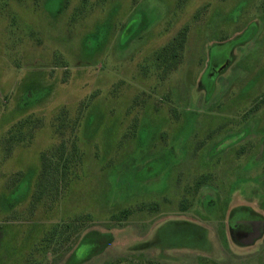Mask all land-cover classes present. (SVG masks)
Masks as SVG:
<instances>
[{"label": "rangeland", "instance_id": "1", "mask_svg": "<svg viewBox=\"0 0 264 264\" xmlns=\"http://www.w3.org/2000/svg\"><path fill=\"white\" fill-rule=\"evenodd\" d=\"M186 25L183 62L160 82L153 54ZM213 46L230 52L207 95L200 80ZM263 98L264 0H0V140L26 118L42 120L10 156L0 143V264H69L74 251L78 263L95 249L78 264L139 254L264 264V101L247 113ZM74 140L76 177L68 165L60 177L43 173L48 151ZM245 143L249 157L238 155ZM17 174L23 186L33 180L31 193L35 183L49 193L33 213L31 199L12 206ZM212 174L194 195V181ZM61 223L78 235L57 255L37 247Z\"/></svg>", "mask_w": 264, "mask_h": 264}, {"label": "trees", "instance_id": "2", "mask_svg": "<svg viewBox=\"0 0 264 264\" xmlns=\"http://www.w3.org/2000/svg\"><path fill=\"white\" fill-rule=\"evenodd\" d=\"M86 1L87 0H84V3ZM186 1L187 0H179V7L183 6ZM111 17L113 19L114 14ZM112 28H109V33H108L109 35L111 33ZM129 38H130V36L128 38H125L124 40H122V42H121L122 47H124L125 44L128 43ZM188 38H189V26L186 25V26L182 27L177 32V34L167 44L160 47L158 50H156L154 52L153 58H152L153 67H148V68H153L155 70L156 75L160 78V82L166 80L182 64L184 54L186 53V50H187ZM224 47L225 46H213L211 51H210L209 64H208L206 73H208V74H209V72L213 73V74H211V75H213L212 81L210 82V81L205 79L206 73L203 75V77L200 80L202 86L206 90L207 95H210L213 92L217 79L221 76V74L225 70V67L228 65L227 59L229 57L230 50H229V52H224V50H223L220 52L221 54L217 55V52L222 50ZM216 49H217V51H215ZM215 67H217V69H215ZM37 101H35V102L25 101L24 106H32ZM223 101L221 102V104H218V107L225 106V103ZM263 101H264V98L256 101L255 102L256 103L255 108L249 109L247 113H254L255 111H257L260 108V106L262 105ZM40 122L42 123L41 119L32 120L31 117H29V118H26L24 121L19 122V124H16L15 126H13L12 129H10L8 131L7 135L4 136L3 139L0 140V143L1 144L3 143V145H2L3 148H6L5 153H7V154H5L3 152L4 156L5 157L10 156V153L12 152L14 147H17L20 143H24L23 141L27 140L30 136H33L35 133V129L37 128L36 126L40 127V125H41ZM78 123H79L78 121H77V123L74 122L75 126H71V125H67V123L62 121V124L60 126V130L66 129L68 127H70V129H72V130L73 129L75 130ZM27 128H28V130H27ZM247 134H248V132L246 130H242L240 132L234 133L233 134L234 136H230L228 138V143H226L225 149H223L224 144L222 145L221 143L214 146L215 153L218 154V153L223 152L224 150L226 151V149L233 146V144L235 145V144L239 143V141H242L246 137ZM209 138L213 139L215 137L209 136ZM251 145H252L251 143H245V144L239 145V147L236 146L237 150H238V155L239 156L245 155V156L249 157L250 156L249 152L251 151V148L253 147ZM48 152H49V154L47 157L50 161L47 158L45 159V157L44 158L42 157V159H45V161L43 160V167H42L43 171H44V172L42 171L43 173L49 174V170L52 169L53 172L57 176L60 177V176H62L61 170L65 169L66 165H68L69 166L68 169H70L69 176L72 178H73V176L76 177V174L72 172V169L75 168L77 163L78 164L80 163V158L78 157V156H80V148H79V144H77V140L72 141L71 147L69 148V150H68V143L65 141L63 143H60L58 146L54 147L53 149H50ZM53 156L55 157L54 159H52ZM63 175H67V172ZM17 176H22V175L17 174L12 179V184H13L12 188H15L18 191V185H20L21 190L19 192H17V194L12 193V195H11V199H13L12 206L14 208L18 204H20L21 202L28 201V199H31L29 208L31 209V212L33 213L34 209L40 203L43 202V204H44V200H46V198H48L49 193L44 188L45 185H42L40 183H38V184L35 183V188H36V189L34 188L35 192L33 193V191H34L33 190L31 193L30 187H31V184H33V180L32 181L26 180V182H25L26 185L23 186V184H20L22 181L21 180L22 178L17 177ZM211 178H216V177H215V175L212 174V177L202 176L199 179L195 180L194 184L192 186H190V187H192V191H195L194 195H196L199 188L202 187L204 184L208 183L209 179H211ZM200 179H202V180H200ZM190 193H192V192H190V191L187 192V194H190ZM56 197H54V199H53L54 203L59 201V196L57 195ZM122 214L125 217L129 213L128 212L126 213L124 210V211H122ZM72 224L75 225L74 223H72ZM72 224L61 223L60 225H55L54 228H52V230L45 231L42 236H39V239L37 238V240H36L37 242H38V240H40V242H39L40 244L37 245V247L41 246L45 250H47V251L49 250L50 252H53L54 255H57L59 251L63 250L61 248L66 247V245H68L73 240L74 236H76L75 233L77 234V232H76L77 228H76V230H74ZM67 232H68V235L66 236V238L63 241H60L59 237L62 236V234L67 233ZM96 253L97 252L95 249L94 253H90L88 255L83 256L82 260H79L78 263L83 262V261L91 258ZM74 256H75V251L72 253V257H71L69 264H78V263H75V261H73ZM27 261H28V259H27ZM106 264H161V263L158 260L147 258L144 254H139L136 256L128 255V256L117 258L116 260H110V261L106 262ZM198 264H214V262H212V261L210 262L209 260L204 259V260H201V262H198Z\"/></svg>", "mask_w": 264, "mask_h": 264}, {"label": "flooded vegetation", "instance_id": "3", "mask_svg": "<svg viewBox=\"0 0 264 264\" xmlns=\"http://www.w3.org/2000/svg\"><path fill=\"white\" fill-rule=\"evenodd\" d=\"M247 215H248V213H247ZM246 215V216H247ZM233 220V222L234 221H238L239 222V224H236L235 226L236 227H239V226H241V225H243V224H246L247 225V223H248V221L249 220H252L251 218H250V216L249 217H244V218H241V217H237V219H232ZM248 220V221H247ZM250 222H254V221H250Z\"/></svg>", "mask_w": 264, "mask_h": 264}, {"label": "water", "instance_id": "4", "mask_svg": "<svg viewBox=\"0 0 264 264\" xmlns=\"http://www.w3.org/2000/svg\"><path fill=\"white\" fill-rule=\"evenodd\" d=\"M255 229H256V228L254 227L253 231H251V232L249 233V237L254 236V233L256 232Z\"/></svg>", "mask_w": 264, "mask_h": 264}]
</instances>
